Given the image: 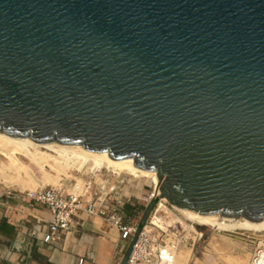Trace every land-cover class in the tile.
Wrapping results in <instances>:
<instances>
[{"label": "water", "instance_id": "95a60500", "mask_svg": "<svg viewBox=\"0 0 264 264\" xmlns=\"http://www.w3.org/2000/svg\"><path fill=\"white\" fill-rule=\"evenodd\" d=\"M0 133L133 159L200 219L264 221V0H0Z\"/></svg>", "mask_w": 264, "mask_h": 264}, {"label": "built area", "instance_id": "2783aa9c", "mask_svg": "<svg viewBox=\"0 0 264 264\" xmlns=\"http://www.w3.org/2000/svg\"><path fill=\"white\" fill-rule=\"evenodd\" d=\"M116 173L118 175L117 171H107L106 175H101V182L95 178L98 174L88 177L82 184L75 181L70 190H65L62 184H47L30 189L18 188L15 192L10 186L3 184L0 186V196L27 198L31 204L47 206L51 211V219L45 236L46 241L57 233L70 231L75 216L83 212L102 217L130 242L139 228L146 207L153 199H157L138 235L127 264H175L177 242L182 235L173 226L157 225L152 217L161 200L159 186L153 181L147 189H142L138 195H134L129 185L132 178L116 176ZM114 177L116 179L110 182ZM128 204H131V209L127 208ZM185 228L197 237L198 232L194 224H186ZM171 230L178 235L177 241L169 242ZM244 236L253 246L250 264H264V232H249ZM122 260L123 255L110 264H121Z\"/></svg>", "mask_w": 264, "mask_h": 264}, {"label": "crops", "instance_id": "0c3cea01", "mask_svg": "<svg viewBox=\"0 0 264 264\" xmlns=\"http://www.w3.org/2000/svg\"><path fill=\"white\" fill-rule=\"evenodd\" d=\"M62 185L70 190L73 184ZM50 219L45 205L0 196V264H110L124 257L129 246V240L109 222L83 212L75 216L70 231L46 241Z\"/></svg>", "mask_w": 264, "mask_h": 264}, {"label": "rangeland", "instance_id": "374dc122", "mask_svg": "<svg viewBox=\"0 0 264 264\" xmlns=\"http://www.w3.org/2000/svg\"><path fill=\"white\" fill-rule=\"evenodd\" d=\"M51 154L57 153L39 148ZM20 160L27 165H30L35 170L38 181L29 178L24 171L18 172L11 167L10 160L0 155V186L3 184L10 186L12 189H30L39 185H60L67 184L71 186L75 181L82 184L88 177L98 174V181L103 178L101 175H106L107 171L112 173V170L117 171L119 176H128L132 180L130 182L131 193L138 195L140 190L147 189L153 181L145 176H131L127 171H119L105 166L101 168L91 169L89 166H84L81 169L68 168L66 172L58 171L62 166L53 164L50 160L49 167H46V173L42 172L37 164L32 162L24 154H18ZM52 165V166H51ZM116 176L117 173L115 174ZM116 179L110 180L113 182ZM137 186V187H135ZM166 218L175 220L174 229H178L182 237L177 242L175 253V264H250L253 246L246 240L245 236L249 232H261L253 229H235V232L227 233L211 225L197 224L192 219L187 218L182 213L176 212L173 209L168 211ZM186 224H194L197 228L198 235L185 228ZM172 229V227H171ZM177 234L171 230L169 233V242L177 241ZM177 237V238H176ZM241 237V238H239Z\"/></svg>", "mask_w": 264, "mask_h": 264}, {"label": "bare ground", "instance_id": "6f19581e", "mask_svg": "<svg viewBox=\"0 0 264 264\" xmlns=\"http://www.w3.org/2000/svg\"><path fill=\"white\" fill-rule=\"evenodd\" d=\"M39 148L51 150L57 153V155L51 154L47 151H43ZM19 153L27 156L32 162L39 166L42 172L45 173L46 167H49L50 160H52L53 164L62 166V169H58V171L61 170L63 172H66L68 168L81 169L84 166H89L91 169L101 168L105 166L107 168L112 167L115 170L119 171H127L133 176L149 177L152 179V181L156 182L154 179V174L156 173V171L136 168L135 166H133V159L118 160L110 157L107 152L101 153L86 151L84 148H82L81 145H66L59 142L39 143L29 137H9L5 134L0 133V155L10 160L12 168L16 169L18 172L24 171V173L29 178L38 181L33 167L24 164L18 157ZM170 209L182 213L187 218L195 221L197 224L211 225L229 234L230 232H235V229L242 228L264 232V221H240L230 224L214 223L198 218L193 213L169 201L166 196L161 197V200L157 205V210L152 216L153 221L157 225H161L163 227L169 225L173 226L176 221L166 218V215L168 214V211Z\"/></svg>", "mask_w": 264, "mask_h": 264}]
</instances>
